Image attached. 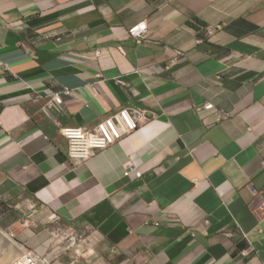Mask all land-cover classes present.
<instances>
[{
  "label": "crops",
  "instance_id": "0c3cea01",
  "mask_svg": "<svg viewBox=\"0 0 264 264\" xmlns=\"http://www.w3.org/2000/svg\"><path fill=\"white\" fill-rule=\"evenodd\" d=\"M123 107L157 116L69 157L61 127ZM23 197L90 264H264V0H0V201Z\"/></svg>",
  "mask_w": 264,
  "mask_h": 264
},
{
  "label": "built area",
  "instance_id": "2783aa9c",
  "mask_svg": "<svg viewBox=\"0 0 264 264\" xmlns=\"http://www.w3.org/2000/svg\"><path fill=\"white\" fill-rule=\"evenodd\" d=\"M213 30V28H210L209 32ZM130 32L138 39L139 43L150 41L147 34L148 25L146 23L134 26ZM71 94L72 90L69 87L55 93L52 96L53 98L47 103L45 109L50 111L54 107L60 112H65L64 96ZM44 95L41 92L37 93L36 98L38 100L42 99ZM198 111L208 127H213L229 119L232 115V112L219 109L212 102L199 107ZM207 113H212V118ZM156 116L157 113L146 108L124 107L95 126L62 127L61 131L68 139L70 158L76 162H82L98 151L115 144L125 135L135 131ZM134 172H137L136 174L140 176L135 167H130L127 174L131 175ZM42 255L37 250L28 249L25 255L18 258L14 264H47L49 262L48 259L46 257L42 258Z\"/></svg>",
  "mask_w": 264,
  "mask_h": 264
},
{
  "label": "rangeland",
  "instance_id": "374dc122",
  "mask_svg": "<svg viewBox=\"0 0 264 264\" xmlns=\"http://www.w3.org/2000/svg\"><path fill=\"white\" fill-rule=\"evenodd\" d=\"M32 211L34 209L25 197L15 201H0V227L9 232L19 246L25 248L22 253L28 249L37 250L43 254L42 258L51 260V264L65 260L71 264L77 259L74 256L81 255L75 264H90L89 248L84 242L88 237L87 231H76L63 222L50 220L44 212L35 218ZM83 244L85 246H81ZM21 252L7 249L0 242V264H13L25 255Z\"/></svg>",
  "mask_w": 264,
  "mask_h": 264
},
{
  "label": "bare ground",
  "instance_id": "6f19581e",
  "mask_svg": "<svg viewBox=\"0 0 264 264\" xmlns=\"http://www.w3.org/2000/svg\"><path fill=\"white\" fill-rule=\"evenodd\" d=\"M0 242L2 243V245H4L7 249H15V251H24L25 252V248H23V246H19L17 244V242H15L13 236L7 232L6 230L2 229L0 227ZM27 251V250H26ZM23 252V253H24ZM22 253V252H21ZM22 253V254H23ZM25 254V253H24ZM21 255V254H20ZM6 256V255H5ZM19 257V256H18Z\"/></svg>",
  "mask_w": 264,
  "mask_h": 264
},
{
  "label": "clouds",
  "instance_id": "9594fccd",
  "mask_svg": "<svg viewBox=\"0 0 264 264\" xmlns=\"http://www.w3.org/2000/svg\"><path fill=\"white\" fill-rule=\"evenodd\" d=\"M142 23H146V22H142ZM139 24H140V23H139ZM146 24H147V23H146ZM210 28H211V27H210ZM131 29H132V28H131ZM131 29H130V30H131ZM213 29H214V28H213ZM148 30H149V27H148ZM130 33H131V32H130ZM147 34H148V33H147ZM131 35H132V34H131ZM132 36H133V35H132ZM134 37H135V36H134ZM137 40H138V39H137ZM138 42H139V41H138ZM212 103H213V102H212ZM203 106H204V105H203ZM216 107H217V106H216ZM123 108H124V107H123ZM121 109H122V108H121ZM119 110H120V109H119ZM119 110H118V111H119ZM222 110H224V109H222ZM150 111H151V110H150ZM116 112H117V111H116ZM153 112H154V111H153ZM114 113H115V112H114ZM155 113H156V112H155ZM232 114H233V113H232ZM231 116H232V115H231ZM108 117H109V116H108ZM105 118H107V117H105ZM105 118H104V119H105ZM149 121H150V120H149ZM149 121H148V122H149ZM100 122H101V121H100ZM148 122H147V123H148ZM145 124H146V123H145ZM143 125H144V124H143ZM143 125H141V126H143ZM205 125H206V123H205ZM141 126H140V127H141ZM76 127H77V126H76ZM140 127H139V128H140ZM61 128H62V127H61ZM139 128H138V129H139ZM136 130H137V129H136ZM61 132H62V131H61ZM132 132H133V131H132ZM62 134H63V133H62ZM63 135H64V134H63ZM125 136H126V135H125ZM120 140H121V139H120ZM102 150H103V149H102ZM98 152H99V151H98ZM68 154H69V153H68ZM69 157H70V156H69ZM47 259H48V258H47ZM16 260H17V259H16ZM16 260H15V261H16ZM15 261H14V263H15ZM48 261H49V262H48L47 264H51V260L48 259ZM14 263H13V264H14ZM71 264H73V263H71Z\"/></svg>",
  "mask_w": 264,
  "mask_h": 264
}]
</instances>
